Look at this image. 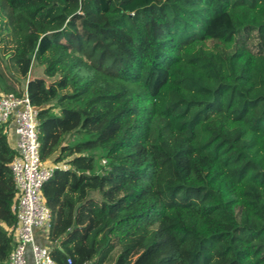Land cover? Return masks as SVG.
<instances>
[{
    "label": "trees",
    "instance_id": "obj_1",
    "mask_svg": "<svg viewBox=\"0 0 264 264\" xmlns=\"http://www.w3.org/2000/svg\"><path fill=\"white\" fill-rule=\"evenodd\" d=\"M0 36L17 74L41 67L40 158L67 165L42 187L55 264H264V0H0Z\"/></svg>",
    "mask_w": 264,
    "mask_h": 264
},
{
    "label": "built area",
    "instance_id": "obj_2",
    "mask_svg": "<svg viewBox=\"0 0 264 264\" xmlns=\"http://www.w3.org/2000/svg\"><path fill=\"white\" fill-rule=\"evenodd\" d=\"M39 110L27 94L26 86L21 95L0 93V127L16 136L13 147L16 155L9 167L16 188L12 209L16 224L10 227L15 246L6 264H26L27 251L31 249L35 264H55L47 244L36 242V231L47 242L51 227V214L42 195L43 184L54 169H66L65 164H47L40 158ZM104 163V161H102Z\"/></svg>",
    "mask_w": 264,
    "mask_h": 264
},
{
    "label": "rangeland",
    "instance_id": "obj_3",
    "mask_svg": "<svg viewBox=\"0 0 264 264\" xmlns=\"http://www.w3.org/2000/svg\"><path fill=\"white\" fill-rule=\"evenodd\" d=\"M9 50H10V44L7 42V39L6 38L4 39L2 36H0V67L2 68L4 75L6 77H9V79L15 83L17 89L22 90L26 86L30 74L36 75L35 78L42 75L41 67L36 64H33L30 68L27 77L26 78L21 77L19 74L15 72L11 64L7 60H4V58L8 57L5 56V54Z\"/></svg>",
    "mask_w": 264,
    "mask_h": 264
},
{
    "label": "crops",
    "instance_id": "obj_4",
    "mask_svg": "<svg viewBox=\"0 0 264 264\" xmlns=\"http://www.w3.org/2000/svg\"><path fill=\"white\" fill-rule=\"evenodd\" d=\"M7 136H8L10 145L13 146L16 140V136L12 132H9ZM36 242L41 245L46 244V241L42 238L41 232L39 230L36 231ZM26 264H35L30 248H28V251H27V263Z\"/></svg>",
    "mask_w": 264,
    "mask_h": 264
},
{
    "label": "water",
    "instance_id": "obj_5",
    "mask_svg": "<svg viewBox=\"0 0 264 264\" xmlns=\"http://www.w3.org/2000/svg\"><path fill=\"white\" fill-rule=\"evenodd\" d=\"M35 77H36V75L30 74L27 82L33 80Z\"/></svg>",
    "mask_w": 264,
    "mask_h": 264
}]
</instances>
